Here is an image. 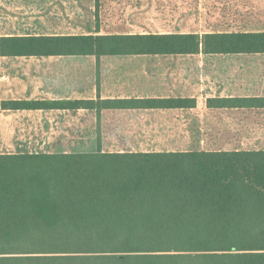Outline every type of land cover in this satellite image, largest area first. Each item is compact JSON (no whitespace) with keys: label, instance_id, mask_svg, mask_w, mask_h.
Instances as JSON below:
<instances>
[{"label":"trees","instance_id":"16d2710c","mask_svg":"<svg viewBox=\"0 0 264 264\" xmlns=\"http://www.w3.org/2000/svg\"><path fill=\"white\" fill-rule=\"evenodd\" d=\"M200 53H264V30L0 38L9 57ZM196 106L189 96L1 102L7 110ZM241 107H264V97H209L213 121L197 130L200 148L0 153V264H264V149L241 147L220 125Z\"/></svg>","mask_w":264,"mask_h":264},{"label":"crops","instance_id":"0c3cea01","mask_svg":"<svg viewBox=\"0 0 264 264\" xmlns=\"http://www.w3.org/2000/svg\"><path fill=\"white\" fill-rule=\"evenodd\" d=\"M236 8H240L237 15L250 16L251 10L264 8V0H98V3L97 0H0V38L190 33L196 31H165V23L207 21V12H211L210 19L215 22L232 20L234 22L237 19L232 17L230 20V17L234 15L231 12ZM241 21L252 22L248 18H242ZM152 24L161 26L155 28ZM226 55L246 57L243 58L246 63L237 69L240 74L227 76L225 81L232 83L227 94L211 93L201 96L183 92L180 95L154 96L148 91V87L143 88L144 85L135 87L127 84L130 80H137L135 73L138 68L136 69V64L121 63L117 60L141 55L102 57L100 62L95 55L10 57L0 55V153H33L40 150L42 152L186 150L188 148L111 149L108 145L111 141L107 138L122 134L151 133L149 128L155 125H161L168 131L171 127L170 121H165V116L157 117L164 113L172 115L171 120L182 121L185 124L189 119L187 114H194L197 123L203 124L198 129L204 133L210 125L208 123L213 121L212 114L207 108L209 97H264V53ZM142 70H144L142 76L147 78V66ZM200 78L202 80V75ZM186 88L188 87H183ZM199 90L203 91L202 84ZM158 96L195 97L197 106L190 109L101 110L88 108L7 110L1 107L4 100L57 101L99 98L105 100ZM221 116L220 125H226L235 134L240 135L243 148L264 149V146L244 147L246 140L253 134L250 129L256 128L260 130L261 135L257 143L263 145L264 107L227 109ZM189 128L193 129V126ZM201 143L204 144V140ZM228 146L227 149H230Z\"/></svg>","mask_w":264,"mask_h":264},{"label":"rangeland","instance_id":"374dc122","mask_svg":"<svg viewBox=\"0 0 264 264\" xmlns=\"http://www.w3.org/2000/svg\"><path fill=\"white\" fill-rule=\"evenodd\" d=\"M237 9L238 8L233 9L231 12L234 15L230 17V20L233 18L237 19V21L234 22L233 20L230 22H215L213 19H210L211 12H207V21L197 23H165V31H196L195 33L202 35L211 30H264V8L260 10H251L252 15H246V17H242L241 14L237 15V12H240V8ZM242 18H248V20H252V22H242ZM152 25H154V27L157 26V28L161 26V24ZM243 58L246 57L237 55H204L200 53L185 56L141 55V57L136 58H120L117 61L133 65L136 64V69L138 68L135 73L137 75V80H130L127 84H131L135 87L144 85L143 88L148 87V91L154 96H165L166 94L180 95L182 92L201 96L211 93L227 94L232 83H227L228 81L225 80L228 75L233 74L235 76V74H240V71H237V69H240V66L246 63V61H243ZM213 65L215 66L212 67ZM144 66L148 68L147 78L142 76V72L144 73L142 68H144ZM201 75L202 80L200 78ZM218 80H221V82H217ZM201 84L203 85V91L199 90ZM184 86L188 88L183 89ZM162 116H165V121H170L171 127L169 130H173L172 132L169 130L167 131V129L161 127V125H155L149 128L151 133L147 134L109 136V138H107L111 141L108 143L109 148L119 150L126 148L138 150H175L182 148H200L204 145L200 143L201 134L197 135L198 128L203 126V124L200 123L199 125L197 123L196 115L187 114L189 118L187 124L182 121L171 120L173 116L168 113L158 115L157 117L161 118ZM191 125L193 129L189 128ZM250 132L253 134L250 136L249 140H246L244 147H263L264 142L263 145L257 143L258 138L261 136L260 130L257 128L250 129ZM234 146V144H230L228 148L232 149ZM40 152L42 151L40 150Z\"/></svg>","mask_w":264,"mask_h":264}]
</instances>
